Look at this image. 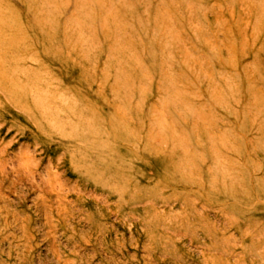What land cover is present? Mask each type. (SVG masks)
Returning <instances> with one entry per match:
<instances>
[{"label":"rangeland","instance_id":"rangeland-1","mask_svg":"<svg viewBox=\"0 0 264 264\" xmlns=\"http://www.w3.org/2000/svg\"><path fill=\"white\" fill-rule=\"evenodd\" d=\"M0 264H264V0H0Z\"/></svg>","mask_w":264,"mask_h":264}]
</instances>
